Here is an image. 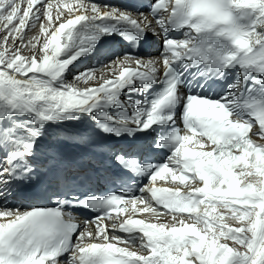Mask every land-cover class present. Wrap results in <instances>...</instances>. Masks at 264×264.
Instances as JSON below:
<instances>
[{"label":"snow or ice","instance_id":"6c2138e0","mask_svg":"<svg viewBox=\"0 0 264 264\" xmlns=\"http://www.w3.org/2000/svg\"><path fill=\"white\" fill-rule=\"evenodd\" d=\"M0 264H264V0H0Z\"/></svg>","mask_w":264,"mask_h":264},{"label":"bare ground","instance_id":"6f19581e","mask_svg":"<svg viewBox=\"0 0 264 264\" xmlns=\"http://www.w3.org/2000/svg\"><path fill=\"white\" fill-rule=\"evenodd\" d=\"M53 3H54V4L57 3V0H53ZM29 35H31V33H29ZM144 56H146V54H145ZM149 56H151V57H155V56H157V55H156V54H150ZM94 60H96V59L93 58V60L89 61V62H88L89 65H94V64H96V63L94 62ZM100 71H103V72L105 73V75H107V70H106V69H103V70L98 69V70H97L98 75H99V72H100ZM69 80H71V79H69ZM139 218H144V217H143V216H140Z\"/></svg>","mask_w":264,"mask_h":264},{"label":"rangeland","instance_id":"374dc122","mask_svg":"<svg viewBox=\"0 0 264 264\" xmlns=\"http://www.w3.org/2000/svg\"><path fill=\"white\" fill-rule=\"evenodd\" d=\"M68 79H72V77H71V76H69V77H68Z\"/></svg>","mask_w":264,"mask_h":264}]
</instances>
